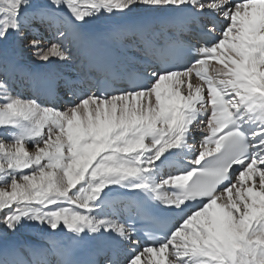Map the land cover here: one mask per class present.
I'll return each instance as SVG.
<instances>
[{"label":"snow or ice","instance_id":"1","mask_svg":"<svg viewBox=\"0 0 264 264\" xmlns=\"http://www.w3.org/2000/svg\"><path fill=\"white\" fill-rule=\"evenodd\" d=\"M0 226V264H264V0H0Z\"/></svg>","mask_w":264,"mask_h":264},{"label":"bare ground","instance_id":"2","mask_svg":"<svg viewBox=\"0 0 264 264\" xmlns=\"http://www.w3.org/2000/svg\"><path fill=\"white\" fill-rule=\"evenodd\" d=\"M141 14H145L144 13V10L142 8H138L134 12L130 13L129 14V17H133V16H137V15H141ZM97 23L98 24H104V23H107V21L106 20H101V21H97ZM96 38H99L101 40V42L103 43L102 45L105 46V47H107V49L113 48L114 49L113 51L120 50L119 47L116 44H114L113 42L105 39L103 36H98ZM82 48H80V50H82ZM92 49L94 50L93 44H92ZM79 51H77L74 48V53H75V55L77 57L76 63H83L84 62L83 59H81L78 56L80 54ZM23 57H24V61L28 62L29 67L32 69V71L37 70L38 73H42V72L48 70V69H44V68L40 67L39 66V62L36 61L34 59V57H29V55L27 56L26 52H24ZM221 67H222V65H220V64H212L211 65V68H212V70H213L214 73H215V71H214L215 68H221ZM50 70H52V71H62L64 69H63V66L62 65H60L59 63H55L52 66H50ZM20 91L23 92L22 89H20ZM200 133H202V132H200ZM196 136H197L198 143L200 145V141L203 139L202 137L201 138H198V137H200V134L194 133L193 134L194 139L193 140H190V142L191 143L195 142ZM28 146L30 147V145H27L26 147H28ZM177 151H181L182 152V162H185V165H188L187 164V160L190 159V155L187 156V154L190 153V152H192V151H183V150H176V149L173 150V152H177ZM162 159H163V157H162ZM159 163H160V161H157V164H159ZM176 167H177L176 169H181L182 171H186L187 170V169H185L182 166L180 167L179 165H176ZM162 175H164V174H162ZM105 191L107 192L108 190H105ZM115 192H116V187L113 188V190L110 192L109 196L112 195V194H114ZM0 227H2V226H0ZM23 238L24 239H28V240H36L37 242H39V240H40V234L39 233H34V232H25L23 234Z\"/></svg>","mask_w":264,"mask_h":264},{"label":"rangeland","instance_id":"3","mask_svg":"<svg viewBox=\"0 0 264 264\" xmlns=\"http://www.w3.org/2000/svg\"><path fill=\"white\" fill-rule=\"evenodd\" d=\"M25 52H26L27 56L29 55V57H33L32 54H31V52H29V51H25ZM27 148H28L29 151H31V147L28 146Z\"/></svg>","mask_w":264,"mask_h":264}]
</instances>
